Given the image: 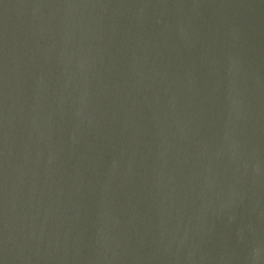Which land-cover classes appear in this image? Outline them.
Returning a JSON list of instances; mask_svg holds the SVG:
<instances>
[{"label":"water","instance_id":"95a60500","mask_svg":"<svg viewBox=\"0 0 264 264\" xmlns=\"http://www.w3.org/2000/svg\"><path fill=\"white\" fill-rule=\"evenodd\" d=\"M0 264H264V0H0Z\"/></svg>","mask_w":264,"mask_h":264}]
</instances>
